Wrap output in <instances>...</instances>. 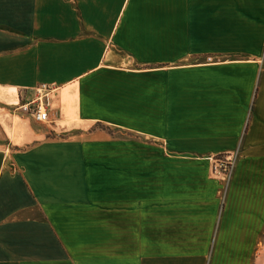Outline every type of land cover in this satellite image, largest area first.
Wrapping results in <instances>:
<instances>
[{
    "label": "crops",
    "instance_id": "0c3cea01",
    "mask_svg": "<svg viewBox=\"0 0 264 264\" xmlns=\"http://www.w3.org/2000/svg\"><path fill=\"white\" fill-rule=\"evenodd\" d=\"M263 227L264 0H0V264H251Z\"/></svg>",
    "mask_w": 264,
    "mask_h": 264
},
{
    "label": "built area",
    "instance_id": "2783aa9c",
    "mask_svg": "<svg viewBox=\"0 0 264 264\" xmlns=\"http://www.w3.org/2000/svg\"><path fill=\"white\" fill-rule=\"evenodd\" d=\"M207 61H211L208 58ZM51 90L46 85H41L34 90V95L30 100H27L15 111L29 116L37 124H45L48 122V109L50 106ZM212 174L216 179L228 183L232 176L235 160L231 157H217L211 159Z\"/></svg>",
    "mask_w": 264,
    "mask_h": 264
},
{
    "label": "rangeland",
    "instance_id": "374dc122",
    "mask_svg": "<svg viewBox=\"0 0 264 264\" xmlns=\"http://www.w3.org/2000/svg\"><path fill=\"white\" fill-rule=\"evenodd\" d=\"M259 85L260 86H256V91H259L260 89H261V85H262V80H260V82H259ZM46 124V123H45ZM95 129H97V130H102V129H104L102 126H95ZM220 157H231V156H229V155H226V156H220ZM231 158H233V157H231ZM234 170V169H233ZM228 183H224V185H227ZM259 243H264V227H263V234H262V238H261V240L260 241H258L257 243H256V247H255V253H254V256L251 258V264H256V260H257V252H258V250H259V247H258V245H259ZM250 248H251V244H250V242H249V244H248V246H246V249H247V251H249L250 250ZM239 259V256H237V260ZM240 262V261H239ZM210 263V258H209V261H208V264Z\"/></svg>",
    "mask_w": 264,
    "mask_h": 264
},
{
    "label": "bare ground",
    "instance_id": "6f19581e",
    "mask_svg": "<svg viewBox=\"0 0 264 264\" xmlns=\"http://www.w3.org/2000/svg\"><path fill=\"white\" fill-rule=\"evenodd\" d=\"M258 247L256 264H264V243H260Z\"/></svg>",
    "mask_w": 264,
    "mask_h": 264
}]
</instances>
